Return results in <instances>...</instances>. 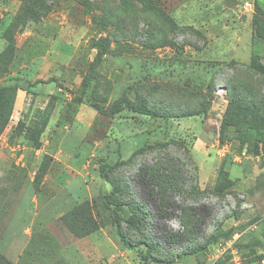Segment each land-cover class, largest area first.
<instances>
[{"label": "rangeland", "instance_id": "374dc122", "mask_svg": "<svg viewBox=\"0 0 264 264\" xmlns=\"http://www.w3.org/2000/svg\"><path fill=\"white\" fill-rule=\"evenodd\" d=\"M260 67L264 0H0V252L69 264L96 231L99 264H264Z\"/></svg>", "mask_w": 264, "mask_h": 264}, {"label": "trees", "instance_id": "16d2710c", "mask_svg": "<svg viewBox=\"0 0 264 264\" xmlns=\"http://www.w3.org/2000/svg\"><path fill=\"white\" fill-rule=\"evenodd\" d=\"M107 46V43L105 41H102L100 44V47L102 49H104ZM252 68L257 69L258 66L255 65H251ZM261 71H264L261 67H260ZM213 83V82H212ZM17 91L18 88L17 87H13V86H1L0 87V112H6V119L4 120V122L0 123V130L2 128H4L8 122V120L10 119L12 113H13V109H14V105L16 102V98H17ZM97 110H99L98 108H96ZM143 110H140L139 113H141V115H143L146 118H155V116L157 117V115L147 109V108H141ZM187 115V114H186ZM184 115V116H186ZM189 115H197V113H191ZM263 142V141H261ZM167 169L168 172L164 173V172H160L158 173V175L154 178H160L161 179V183L159 182V188H160V193L163 196V200L166 201L169 197H170V193H168V189H179L180 188V184L178 182L179 177H180V169L177 166H170ZM111 183V182H109ZM125 190V189H124ZM115 193V192H113ZM116 195V194H115ZM121 199L124 200V198H126V192H121L118 194ZM138 207V211L141 213L140 215H144L143 217L140 216V218L142 219L141 222L142 225V230L141 232L145 233V231L147 230V226L146 224H149L150 221L148 219H146V212L143 209V207L141 205H137ZM190 212V216L192 218V227L189 228V233L191 234H195L197 232V230H195V228L197 227V223L199 221V218H196V214L194 211H189ZM147 220V221H146ZM146 222V223H145ZM151 227H149L150 230ZM119 233H121L119 230ZM94 231H86L84 234L88 235L90 233H92ZM147 237V236H146ZM241 240H239L240 242ZM150 244H154L153 242L149 241ZM220 264H224L221 261L219 262ZM0 264H13L9 259H7L1 252H0Z\"/></svg>", "mask_w": 264, "mask_h": 264}, {"label": "crops", "instance_id": "0c3cea01", "mask_svg": "<svg viewBox=\"0 0 264 264\" xmlns=\"http://www.w3.org/2000/svg\"><path fill=\"white\" fill-rule=\"evenodd\" d=\"M21 97H19L18 95L16 106L14 109L19 114L21 113V103L23 100V98L22 100H20ZM75 177L76 176H74L73 178H67L65 180V183H73L76 180ZM59 183H61V179ZM98 238V234L96 233V231H94L88 235H85L79 240V242L73 243V246L64 248L62 253L63 257L61 260H59V263L68 262L69 264H99L100 256L103 254L102 251H104V248L106 250L104 251L105 253L113 255V249H109L107 251L108 247L104 245V243L107 244V242L103 243V241Z\"/></svg>", "mask_w": 264, "mask_h": 264}, {"label": "built area", "instance_id": "2783aa9c", "mask_svg": "<svg viewBox=\"0 0 264 264\" xmlns=\"http://www.w3.org/2000/svg\"><path fill=\"white\" fill-rule=\"evenodd\" d=\"M247 5H249V3H247Z\"/></svg>", "mask_w": 264, "mask_h": 264}]
</instances>
